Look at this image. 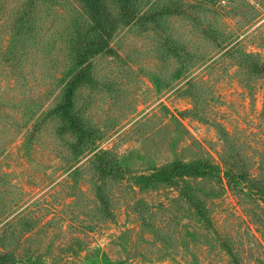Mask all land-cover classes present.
Wrapping results in <instances>:
<instances>
[{
	"label": "rangeland",
	"instance_id": "obj_1",
	"mask_svg": "<svg viewBox=\"0 0 264 264\" xmlns=\"http://www.w3.org/2000/svg\"><path fill=\"white\" fill-rule=\"evenodd\" d=\"M102 2L0 0V264H264V0Z\"/></svg>",
	"mask_w": 264,
	"mask_h": 264
},
{
	"label": "trees",
	"instance_id": "obj_2",
	"mask_svg": "<svg viewBox=\"0 0 264 264\" xmlns=\"http://www.w3.org/2000/svg\"><path fill=\"white\" fill-rule=\"evenodd\" d=\"M82 3V7L85 9V15L93 18L95 21H99L106 15L104 4L102 0H79ZM118 3V0H112ZM126 4H130L131 0H120ZM90 28V26H89ZM90 30L99 31V34L94 39L85 40L83 44L74 46L75 57L72 65V73L68 70L69 79L64 84L63 94L60 100V104L54 110V113L60 115L61 119L72 128L73 132L77 133L80 143H83L87 139L83 136L87 130L83 129L81 119L78 115L75 106V95L77 89L86 84H90L94 80V74L91 70V59L94 56L101 54H112L113 49L109 44L110 33L104 28L99 26H92ZM188 175L200 174L201 172L195 168L192 163L184 165L182 168Z\"/></svg>",
	"mask_w": 264,
	"mask_h": 264
},
{
	"label": "built area",
	"instance_id": "obj_3",
	"mask_svg": "<svg viewBox=\"0 0 264 264\" xmlns=\"http://www.w3.org/2000/svg\"><path fill=\"white\" fill-rule=\"evenodd\" d=\"M234 0H218V4L222 5V7H225L227 5H229L230 3H232Z\"/></svg>",
	"mask_w": 264,
	"mask_h": 264
}]
</instances>
